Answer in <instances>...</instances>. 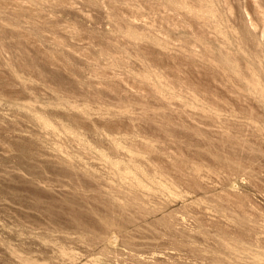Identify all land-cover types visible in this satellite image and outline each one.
Segmentation results:
<instances>
[{"label":"rangeland","instance_id":"1","mask_svg":"<svg viewBox=\"0 0 264 264\" xmlns=\"http://www.w3.org/2000/svg\"><path fill=\"white\" fill-rule=\"evenodd\" d=\"M0 264H264V0H0Z\"/></svg>","mask_w":264,"mask_h":264}]
</instances>
